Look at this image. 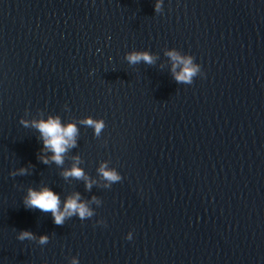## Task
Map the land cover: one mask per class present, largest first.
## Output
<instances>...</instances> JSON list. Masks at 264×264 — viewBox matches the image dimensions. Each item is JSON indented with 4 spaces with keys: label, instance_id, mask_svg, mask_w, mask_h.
Listing matches in <instances>:
<instances>
[{
    "label": "water",
    "instance_id": "water-1",
    "mask_svg": "<svg viewBox=\"0 0 264 264\" xmlns=\"http://www.w3.org/2000/svg\"><path fill=\"white\" fill-rule=\"evenodd\" d=\"M155 3L0 0V264H264V0ZM50 116L78 128L63 164L33 126ZM43 187L93 215L26 208Z\"/></svg>",
    "mask_w": 264,
    "mask_h": 264
},
{
    "label": "clouds",
    "instance_id": "clouds-1",
    "mask_svg": "<svg viewBox=\"0 0 264 264\" xmlns=\"http://www.w3.org/2000/svg\"><path fill=\"white\" fill-rule=\"evenodd\" d=\"M161 6L160 0L154 4V10L158 11ZM168 55L174 62L173 72L175 74V80L177 83L191 84L192 77L200 71V65L194 62V58L190 55L181 56L176 50H170ZM127 60L131 64H136L140 61H146L152 63L151 56L144 52H131L127 55ZM181 66V71L176 72V67ZM204 75V74H203ZM89 126H93L95 133L99 134L104 127L102 121L93 122L92 119L84 121ZM41 134L44 149L52 153L50 159L56 164H63V154L72 147L76 146L78 135V128L74 123L63 124L61 119L57 116H50L48 119L35 122L33 125ZM45 164L49 163V158L42 157ZM104 177L112 182H118L121 177L114 170L105 169L103 166L100 169ZM21 173H26V168L20 169ZM65 176H72L75 178H83L85 173L78 167L73 166L72 169L65 171ZM88 189L91 188L90 183H86ZM23 204L28 209H39L43 213H51L53 223L56 225H63L65 219L73 216H78L79 219L84 220L90 218L93 213L85 202L81 200L80 194L66 198L61 208L60 195L50 187H43L40 189L29 188L27 195L23 199ZM18 238L23 241L25 239H35V234L30 233L27 230H22L19 233ZM127 240H132L133 233L130 231L127 233ZM41 244L48 242L47 235H41L39 237ZM73 264H77V261H73Z\"/></svg>",
    "mask_w": 264,
    "mask_h": 264
}]
</instances>
